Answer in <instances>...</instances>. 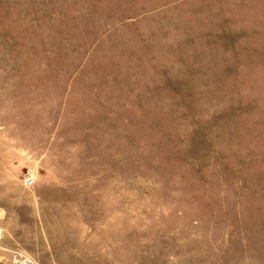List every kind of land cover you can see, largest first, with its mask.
I'll return each instance as SVG.
<instances>
[{
  "label": "rangeland",
  "instance_id": "rangeland-1",
  "mask_svg": "<svg viewBox=\"0 0 264 264\" xmlns=\"http://www.w3.org/2000/svg\"><path fill=\"white\" fill-rule=\"evenodd\" d=\"M0 264H264V0H0Z\"/></svg>",
  "mask_w": 264,
  "mask_h": 264
},
{
  "label": "built area",
  "instance_id": "built-area-1",
  "mask_svg": "<svg viewBox=\"0 0 264 264\" xmlns=\"http://www.w3.org/2000/svg\"><path fill=\"white\" fill-rule=\"evenodd\" d=\"M25 182H26V185L31 186L33 184V179L32 178H28V179H26Z\"/></svg>",
  "mask_w": 264,
  "mask_h": 264
}]
</instances>
